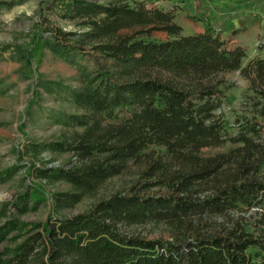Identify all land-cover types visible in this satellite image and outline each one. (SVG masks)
Wrapping results in <instances>:
<instances>
[{
  "label": "trees",
  "instance_id": "1",
  "mask_svg": "<svg viewBox=\"0 0 264 264\" xmlns=\"http://www.w3.org/2000/svg\"><path fill=\"white\" fill-rule=\"evenodd\" d=\"M67 6L66 15L80 20L83 30L57 28L50 47L64 56L92 53L100 59L94 70L82 66L81 85L65 88L79 111L64 122L81 130L43 146L70 150L75 159L35 167L36 174L74 186L54 193L59 208L96 193L132 162L145 164V181L90 210L50 214L31 224L20 242L0 249V264H264L260 211L258 233L240 221L179 240L122 230L147 221L179 227L192 218L264 206V55L248 57L245 45L223 38L209 23L184 33L174 9L144 0H68ZM87 43L94 52L85 51ZM235 70L249 79L252 94L231 122L218 110L225 99L221 74ZM227 143L224 151H204ZM159 183L173 192H141ZM205 187L210 192L198 196ZM39 202L23 192L11 204L24 213ZM16 224L11 219L0 226V241Z\"/></svg>",
  "mask_w": 264,
  "mask_h": 264
},
{
  "label": "rangeland",
  "instance_id": "2",
  "mask_svg": "<svg viewBox=\"0 0 264 264\" xmlns=\"http://www.w3.org/2000/svg\"><path fill=\"white\" fill-rule=\"evenodd\" d=\"M144 1L149 6L174 9L184 33L201 31L206 23L219 30L230 22V29L237 22L243 30L238 34L220 31L222 37L230 42L238 39L247 47L248 57L264 55V0ZM67 3L68 0H0V226L11 219L17 223V228L0 241V249L16 245L31 224L45 220L50 214L64 216L90 210L100 199L128 192L133 185L145 181L142 176L145 164L132 162L123 173L109 178L96 193L86 195L72 207L59 208L54 203V193L72 190L74 186L64 179L36 174L35 167L68 165L75 159L70 150H51L43 146L45 142L66 139L74 129L81 130L64 122L66 114L79 111L65 88L81 85L84 81L82 66L88 71L94 70L100 59L92 53L64 56L50 47L48 40L53 39L57 28L75 33L83 30L80 20L66 15ZM20 8L23 10L13 11ZM9 12L13 13V18H5ZM154 36L164 38L166 34L155 32ZM67 39L75 41L76 38ZM85 51L94 52L91 44H85ZM221 76L226 81L223 84L225 99L218 113L233 122L244 111L247 95L252 94L250 81L239 70L227 71ZM230 145L209 147L204 151L212 154ZM23 192L34 193L40 202L27 212L16 213L11 203ZM141 192L157 195L170 194L173 190L166 183H159ZM209 192L210 188L205 187L197 195ZM259 211L264 212V206L192 218V227L189 222L177 227L166 221H147L126 225L122 230L147 238L179 240L192 238L196 230L216 232L240 221L258 233ZM13 237L16 238L12 240Z\"/></svg>",
  "mask_w": 264,
  "mask_h": 264
},
{
  "label": "crops",
  "instance_id": "3",
  "mask_svg": "<svg viewBox=\"0 0 264 264\" xmlns=\"http://www.w3.org/2000/svg\"><path fill=\"white\" fill-rule=\"evenodd\" d=\"M234 23V22H233ZM229 25H231V23L230 22H227V24H225V25H222V26H220V28H219V30L221 31V32H227V34L229 33V34H231V33H235V34H238L240 31H242L243 30V26L242 25H239V23H235V25H232V27H230V29H229ZM204 30V29H203ZM202 31V30H201ZM221 35H222V33H221ZM232 39V38H231ZM231 42H237V43H241V42H239V40L238 39H232V41Z\"/></svg>",
  "mask_w": 264,
  "mask_h": 264
},
{
  "label": "clouds",
  "instance_id": "4",
  "mask_svg": "<svg viewBox=\"0 0 264 264\" xmlns=\"http://www.w3.org/2000/svg\"><path fill=\"white\" fill-rule=\"evenodd\" d=\"M23 9L22 8H20V9H15V10H13V11H22ZM5 18H7V17H11V18H13V13L12 12H9V13H6L5 15Z\"/></svg>",
  "mask_w": 264,
  "mask_h": 264
}]
</instances>
